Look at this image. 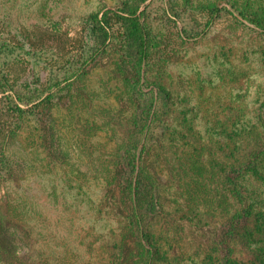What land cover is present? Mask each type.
<instances>
[{
    "label": "rangeland",
    "instance_id": "1",
    "mask_svg": "<svg viewBox=\"0 0 264 264\" xmlns=\"http://www.w3.org/2000/svg\"><path fill=\"white\" fill-rule=\"evenodd\" d=\"M124 1L0 0V71L66 94L21 115L0 102L11 261L264 264V32L239 15L264 0H147L156 57L122 59L117 23L84 63L85 18Z\"/></svg>",
    "mask_w": 264,
    "mask_h": 264
},
{
    "label": "trees",
    "instance_id": "2",
    "mask_svg": "<svg viewBox=\"0 0 264 264\" xmlns=\"http://www.w3.org/2000/svg\"><path fill=\"white\" fill-rule=\"evenodd\" d=\"M146 1L126 0L118 8H106L89 14L84 21L93 33L95 47L83 60L85 61L84 63L94 60L95 54L112 41L115 24L117 23L123 29L122 38L118 46L122 59L130 61L138 72L142 69L143 64L153 60L156 57L158 41L155 40V37L144 22L146 7L144 5ZM218 8L215 5L211 8V11L216 12ZM239 15L264 32L263 15L257 12L247 13L245 11H239ZM69 79L66 82V86L69 85ZM14 84L15 82L11 81L7 74L0 71V102L6 100L9 103V108L20 115L34 108L50 105L55 98H63L66 95L63 94L62 96L60 94L63 86L54 89V86L58 85L59 82L47 88H34V90L27 91H22L19 86L15 87ZM138 89L140 90L141 88ZM245 167L247 169L252 168V160L247 161ZM234 171L237 172L238 169L232 167L228 174L231 180H233ZM247 214L249 213L245 215ZM245 215L243 211L237 210L229 219V229L232 231L237 227H243L247 220ZM257 215L259 216L258 212ZM3 226V221L0 219V263L15 264L11 261L15 258L10 257L12 253L14 257L17 256L13 246L14 243L12 237L10 238V236L4 234ZM7 256H9L8 260Z\"/></svg>",
    "mask_w": 264,
    "mask_h": 264
}]
</instances>
